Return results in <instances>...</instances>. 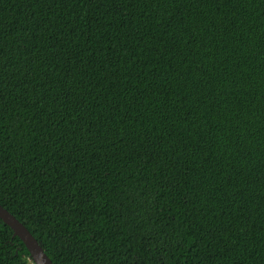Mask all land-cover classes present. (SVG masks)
<instances>
[{"label": "trees", "instance_id": "16d2710c", "mask_svg": "<svg viewBox=\"0 0 264 264\" xmlns=\"http://www.w3.org/2000/svg\"><path fill=\"white\" fill-rule=\"evenodd\" d=\"M0 205L53 264H264V0H0Z\"/></svg>", "mask_w": 264, "mask_h": 264}, {"label": "water", "instance_id": "95a60500", "mask_svg": "<svg viewBox=\"0 0 264 264\" xmlns=\"http://www.w3.org/2000/svg\"><path fill=\"white\" fill-rule=\"evenodd\" d=\"M0 220L22 241L34 264H53L30 231L1 205Z\"/></svg>", "mask_w": 264, "mask_h": 264}, {"label": "rangeland", "instance_id": "374dc122", "mask_svg": "<svg viewBox=\"0 0 264 264\" xmlns=\"http://www.w3.org/2000/svg\"><path fill=\"white\" fill-rule=\"evenodd\" d=\"M28 264H34V262L31 260V261L28 262Z\"/></svg>", "mask_w": 264, "mask_h": 264}]
</instances>
